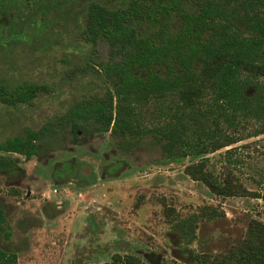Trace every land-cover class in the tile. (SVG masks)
Wrapping results in <instances>:
<instances>
[{
    "label": "rangeland",
    "instance_id": "obj_1",
    "mask_svg": "<svg viewBox=\"0 0 264 264\" xmlns=\"http://www.w3.org/2000/svg\"><path fill=\"white\" fill-rule=\"evenodd\" d=\"M89 1H0V81L44 86L29 102H0V140L24 128L38 132L36 154L14 153L18 175L0 174L8 225L0 245L15 251V264H98L115 251L133 253L142 264H203L195 255L221 252L240 239L248 217L264 221V203L211 194L182 171L195 156L163 157L146 140L133 143L108 131L72 137L62 114L108 86L98 67L107 46L92 49L83 39ZM255 122H243L242 138L208 153L207 164L217 168L231 146L236 175L261 190L264 132L253 134ZM204 205L215 212L203 213Z\"/></svg>",
    "mask_w": 264,
    "mask_h": 264
},
{
    "label": "trees",
    "instance_id": "obj_2",
    "mask_svg": "<svg viewBox=\"0 0 264 264\" xmlns=\"http://www.w3.org/2000/svg\"><path fill=\"white\" fill-rule=\"evenodd\" d=\"M2 1V0H0ZM90 0L83 39L104 43L98 67L108 86L78 99L62 114L76 132L146 140L163 157L195 156L182 171L218 197L250 196L264 203V189L246 187L224 148L214 168L207 154L242 138L248 120L264 132V0ZM49 2L42 3L45 10ZM12 27H10V31ZM2 36H0V40ZM43 84L23 80L13 87L0 81V102H29ZM38 132L0 140V174L20 172L14 153H37ZM165 213H167V208ZM205 214L215 207L204 205ZM0 231L8 235L0 202ZM203 264H264V221L248 217L240 239L218 253H200ZM16 254L0 245V264H15ZM98 264H142L130 252H112Z\"/></svg>",
    "mask_w": 264,
    "mask_h": 264
}]
</instances>
